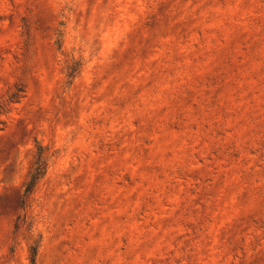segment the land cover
Listing matches in <instances>:
<instances>
[{"label":"rangeland","instance_id":"374dc122","mask_svg":"<svg viewBox=\"0 0 264 264\" xmlns=\"http://www.w3.org/2000/svg\"><path fill=\"white\" fill-rule=\"evenodd\" d=\"M0 110V264H264V0H0Z\"/></svg>","mask_w":264,"mask_h":264},{"label":"trees","instance_id":"16d2710c","mask_svg":"<svg viewBox=\"0 0 264 264\" xmlns=\"http://www.w3.org/2000/svg\"><path fill=\"white\" fill-rule=\"evenodd\" d=\"M76 67L72 68L71 72L68 74V83H71L72 79L76 74ZM24 90L22 86H16V90L8 98L9 102L16 103L23 97ZM1 113V110H0ZM47 163L43 157L42 147L36 144V153L34 156L33 165L28 173L25 182L22 185V192L20 197V208H23L27 197L33 192L37 182L46 173ZM19 219V216H18ZM17 227V225H15ZM39 246V239L35 240L32 245L29 246V259L30 264H36V255Z\"/></svg>","mask_w":264,"mask_h":264}]
</instances>
